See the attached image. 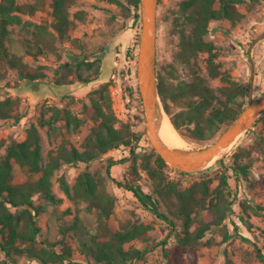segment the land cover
Returning <instances> with one entry per match:
<instances>
[{
  "label": "rangeland",
  "instance_id": "rangeland-1",
  "mask_svg": "<svg viewBox=\"0 0 264 264\" xmlns=\"http://www.w3.org/2000/svg\"><path fill=\"white\" fill-rule=\"evenodd\" d=\"M182 1L159 0L158 72L165 77L168 87L180 84L186 86L195 81L199 74L207 86L211 87L218 96L223 97L221 89L230 83L225 82L221 77L211 76L207 67L208 53L200 52L191 55L183 48L181 34L188 35L192 23L188 22L185 16ZM21 2L33 3L35 0H21ZM121 2L74 0L70 8L71 17L75 20V27L69 32L71 38L56 39L55 50L48 51L37 58L29 54L25 56L28 63L41 67L47 73L46 78L36 81L23 80L17 69L8 68L6 76L0 79V100L9 95L19 97L20 110L26 112V115L19 123L0 119V141L8 144L13 139L24 140L27 137L28 128L38 123L40 114L47 104L68 105L84 120L80 129L72 133V140L79 148H82V142L94 125V121L85 110V104L90 102L91 92L94 89L109 83L114 110L119 118L118 125L121 122H127L135 131H142V138L136 144L137 150L143 153L152 150L153 146L149 144L150 140H147L145 112L142 113V109L139 108L137 113H133L124 101L129 88L136 90L139 86L137 62L143 28L142 16L139 20H135L134 11L130 13L125 7L130 5L128 0H121ZM238 8L244 14L243 18L236 24L228 19L213 21L208 38L216 44L221 70L227 72L233 81L248 86L249 96L244 99L247 105L250 96L255 101L264 97V0L254 4L243 3ZM24 18L38 23L48 20L51 23L52 8L46 4L34 15L24 16ZM12 28L18 42L31 38L29 27L13 26ZM75 54L88 55L90 59L100 58L102 64L100 77L90 83L73 79L71 83L58 84L56 78L63 71H61L62 64L71 61V57ZM188 97L191 96H184L177 102L170 98L168 100L172 116L182 123L187 112ZM162 105L165 109L163 101ZM193 126V124L183 123L181 131L178 130L186 141L185 148L205 147L222 132L220 131L209 141L198 142L183 135V132L190 134ZM41 134L43 156L47 161L49 152L57 148L59 140L49 136L43 129ZM262 137H264V120L256 122L245 130L238 140L217 158V161L224 158L230 165L236 157V151L239 147H243L250 153L240 157V161L250 162L251 160L250 172L246 176L240 174V179L237 180L233 169L229 168V182L233 189L231 198L234 200L232 214L228 217L226 225L214 226L193 245L192 252H185L183 262L191 264L192 262L187 259L192 258L196 264H264L260 258V252L264 254V155L260 152L259 146ZM5 146L0 147V156L6 153ZM124 158L127 159L122 160ZM215 162L209 166L215 165ZM225 169L226 166L218 164L210 170L207 176L214 179V186L218 184L219 176ZM83 170L103 177L106 190L116 198L113 211L108 218H100L96 208L87 210L86 203L77 205L63 190L60 177L64 175L70 185H74ZM203 170L205 168L182 173L170 164L166 168L169 178L177 181L183 189L207 177L202 173ZM26 178L27 174L17 167L15 180L22 182ZM119 182L136 185L144 200L152 207L168 214L176 221L178 228L172 229L170 224L144 206L131 190L121 187ZM53 183L54 192L58 197L63 198V201L58 205L49 206V209L40 215L43 228L41 239L56 241L60 234V223H71L77 215H80L89 227L100 225L105 230L119 228L122 224L129 222L145 224L148 230L126 244V248L133 246L147 249L144 257L136 259L133 264H179L175 253L178 251L177 244L180 236L183 235L182 220L173 214L176 210L174 205L162 201L154 193L153 180L142 167L141 159H138L136 165L134 164V155L129 148L111 150L91 163L65 164L57 170ZM36 202L49 204L38 195ZM206 214L205 211L204 215ZM240 215L245 217L246 222L240 221ZM235 221L237 223H234ZM235 224L239 226L237 233ZM195 227L194 225L191 229L194 230ZM70 232L65 241L72 248V260L63 264H88L89 258L82 253L76 237L73 236L72 231ZM225 232L233 236L225 239ZM62 247L63 244L58 245V248ZM165 250L170 253L168 256ZM2 256L4 257L3 254ZM18 263L41 264L26 255L19 256Z\"/></svg>",
  "mask_w": 264,
  "mask_h": 264
},
{
  "label": "trees",
  "instance_id": "trees-1",
  "mask_svg": "<svg viewBox=\"0 0 264 264\" xmlns=\"http://www.w3.org/2000/svg\"><path fill=\"white\" fill-rule=\"evenodd\" d=\"M122 3L121 0H110ZM125 6L128 12L134 11L135 20L141 18L142 0H128ZM260 0H183L182 9L188 22L192 23L188 35L181 34L183 48L191 55L200 52L208 53L207 67L213 77H221L229 85L221 89L222 96L204 83V79L197 74L196 80L183 86L182 84L168 87L165 77L158 72L159 92L165 109L172 117L175 127L181 131L183 123L193 124L190 134L183 135L191 140L206 142L213 139L223 131L244 109L249 96L248 86L233 81L231 76L221 70L218 61L219 52L216 44L209 40L213 21L228 19L233 24L239 22L244 14L239 10L243 3H258ZM74 0H35L33 3L21 0H1L0 2V79H3L8 68H15L21 79L36 81L47 77L41 67H35L25 60L27 54L34 57L55 50V40L70 39V30L75 27V20L71 17L70 8ZM46 4L52 8L53 20L33 22L24 16H32ZM13 26L29 27L31 38L18 42L14 37ZM52 28V30H51ZM71 61L62 64L61 75L56 78L58 84L73 82L77 79L90 83L101 75L102 64L100 58L90 59L88 55H73ZM60 71V70H59ZM72 75V78H70ZM138 96L139 104L143 110L139 87H132L127 92ZM184 96L187 112L183 123L172 116L169 98L174 102ZM243 98L242 100L240 98ZM19 97L6 96L0 100V119L12 120L19 123L26 115L20 110ZM85 110L94 121L89 134L79 148L72 140V133L80 129L84 120L78 116L68 105L47 104L39 117L38 123L28 128L27 137L22 140H11L8 144L0 141V147L5 146L6 153L0 156V263L19 264V256L26 255L41 264H63L72 259V248L65 239L72 231L78 246L88 258V264H133L136 259L144 257L147 249L137 247L126 248V244L140 237L147 230L145 224H122L119 228L105 230L102 226L89 227L77 215L71 223H60V234L56 241L41 239L42 225L40 215L49 209V206L58 205L63 198L58 197L53 190V178L57 170L65 164L78 165L91 163L103 154L114 149L129 148L134 155V164L141 159L142 167L147 171L154 183V193L159 199L175 206L173 214L182 220L183 235L180 236L175 253L179 264L183 262L185 252H192L193 245L206 235L214 226H224L232 214L234 200L231 198V188L228 173L233 169L236 179L240 174L250 172V162H241L240 157L248 155L249 150L239 147L235 153L233 163L228 165L222 158L203 170L207 176L212 167L222 164L226 169L220 174L219 182L214 186L212 177H203L187 188H181L179 183L170 179L166 168L169 164L158 154L154 147L150 152L137 150V142L141 140L143 132L135 131L130 123L121 122L116 115L109 83H104L91 92L90 102L85 104ZM264 120L260 116L257 122ZM41 129L49 136L59 140L57 148L48 154L44 160ZM149 141V139L147 138ZM150 144V142H149ZM260 152L264 155V137L259 142ZM124 158L122 160H125ZM112 163H117L112 161ZM19 167L27 174L22 182L15 180V169ZM111 165L109 166L110 169ZM181 171V170H180ZM187 173L186 171H181ZM60 182L65 193L77 205L86 203L87 210L97 209L100 218H108L114 208L116 198L105 187L104 179L87 170H83L74 185L60 177ZM121 187L131 190L144 206L153 211L160 219L177 229V223L168 214L149 205L140 194L136 185L123 184ZM47 200L49 204L37 203L36 196ZM207 212L204 215V212ZM70 213V210H68ZM240 221L246 222L244 216H239ZM234 223H237L236 221ZM196 226L194 230L191 228ZM236 233L238 232V224ZM233 234L225 232V239ZM63 244L62 248H58ZM166 255L170 253L165 250ZM4 255V257L2 256ZM264 261V254L260 252ZM191 264L195 260L188 258Z\"/></svg>",
  "mask_w": 264,
  "mask_h": 264
},
{
  "label": "water",
  "instance_id": "water-1",
  "mask_svg": "<svg viewBox=\"0 0 264 264\" xmlns=\"http://www.w3.org/2000/svg\"><path fill=\"white\" fill-rule=\"evenodd\" d=\"M159 0H142L143 28L137 62V75L150 143L164 160L178 170L193 172L217 161L222 152L264 114V97L255 101L250 96L242 112L209 145L200 148L171 147L161 137L164 113L159 92L157 59V11ZM167 113V112H166Z\"/></svg>",
  "mask_w": 264,
  "mask_h": 264
},
{
  "label": "bare ground",
  "instance_id": "bare-ground-1",
  "mask_svg": "<svg viewBox=\"0 0 264 264\" xmlns=\"http://www.w3.org/2000/svg\"><path fill=\"white\" fill-rule=\"evenodd\" d=\"M160 134L163 140L171 147H184V145L186 144L184 137L181 135V133L178 131V129L173 124L170 115L166 112L164 113L163 120L161 121ZM228 148H226L222 153L227 151Z\"/></svg>",
  "mask_w": 264,
  "mask_h": 264
},
{
  "label": "built area",
  "instance_id": "built-area-1",
  "mask_svg": "<svg viewBox=\"0 0 264 264\" xmlns=\"http://www.w3.org/2000/svg\"><path fill=\"white\" fill-rule=\"evenodd\" d=\"M141 97V95H140ZM125 105L129 106V110L133 111V113H137L140 107L138 96H133L129 93L125 94ZM143 107V106H142Z\"/></svg>",
  "mask_w": 264,
  "mask_h": 264
}]
</instances>
